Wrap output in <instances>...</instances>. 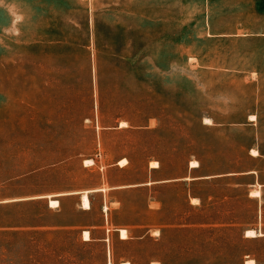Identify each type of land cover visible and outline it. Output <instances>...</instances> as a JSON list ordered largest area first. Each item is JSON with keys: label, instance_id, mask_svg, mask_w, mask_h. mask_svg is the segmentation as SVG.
<instances>
[{"label": "rangeland", "instance_id": "rangeland-1", "mask_svg": "<svg viewBox=\"0 0 264 264\" xmlns=\"http://www.w3.org/2000/svg\"><path fill=\"white\" fill-rule=\"evenodd\" d=\"M256 131L264 0H0V264H264Z\"/></svg>", "mask_w": 264, "mask_h": 264}, {"label": "bare ground", "instance_id": "bare-ground-1", "mask_svg": "<svg viewBox=\"0 0 264 264\" xmlns=\"http://www.w3.org/2000/svg\"><path fill=\"white\" fill-rule=\"evenodd\" d=\"M252 118H255L254 115H251ZM251 153L253 155H257L258 154V150L257 149H252L251 150ZM86 162H89L91 163L92 161L91 160H86ZM128 163V160L126 158H122L120 159L119 161V164L120 165H125ZM152 167H158L159 166V163L158 161H151V164H150ZM199 166V162L197 160H193L191 161V167H198ZM251 195L252 196H255V197H258L261 195L260 193V190L259 189H256V190H252L251 191ZM82 206L83 208L85 209H88L91 207V202H90V198L88 196V191H84L82 193ZM196 201V198L194 199ZM49 204L51 207H57L59 205V200L58 199H55V198H51L49 200ZM119 232H120V237L122 239H125L128 237V232L125 228H120L119 229ZM260 232V231H259ZM259 235H262V233H258L257 231H255L254 229H248L246 231V236H259ZM83 238L84 240H90L91 239V236H90V231L89 230H84L83 231ZM121 264H131L130 262L128 261H125V262H122ZM245 264H256L255 260L253 258H249L245 261Z\"/></svg>", "mask_w": 264, "mask_h": 264}, {"label": "crops", "instance_id": "crops-1", "mask_svg": "<svg viewBox=\"0 0 264 264\" xmlns=\"http://www.w3.org/2000/svg\"><path fill=\"white\" fill-rule=\"evenodd\" d=\"M251 115H255L256 118L258 119V113H254V114H251ZM253 120H256V119H252ZM244 125H249V124H244ZM251 125V124H250ZM256 142H253L252 145H250V147L248 148V152L250 153V155H252V157H257V158H264V150L262 149V146L261 144L259 143V131H256ZM252 149H257L258 150V154L257 155H253L251 153V150ZM197 160V159H196ZM198 161V160H197ZM199 162V161H198ZM199 167V166H198ZM193 168H196V167H193ZM259 171H261V169L259 168H254V169H249V170H245V171H238V172H231L230 176H236L237 174L238 175H255L256 174V180L259 181ZM223 174H219L218 176H222ZM215 175H209V176H197V177H193L192 179H203V178H213ZM259 184V183H258ZM264 185V183H263ZM89 196V194H88ZM262 196V194H261ZM91 202V201H90ZM91 208V207H90ZM88 208V209H90ZM91 235V233H90Z\"/></svg>", "mask_w": 264, "mask_h": 264}, {"label": "trees", "instance_id": "trees-1", "mask_svg": "<svg viewBox=\"0 0 264 264\" xmlns=\"http://www.w3.org/2000/svg\"><path fill=\"white\" fill-rule=\"evenodd\" d=\"M198 161H199V167L201 166V162H200V160L199 159H197ZM187 162H186V165L184 164V167H186L187 168ZM160 167H163V164H162V162L160 161V164H159V168ZM154 182H157V181H154ZM159 182V181H158ZM90 198V197H89Z\"/></svg>", "mask_w": 264, "mask_h": 264}]
</instances>
